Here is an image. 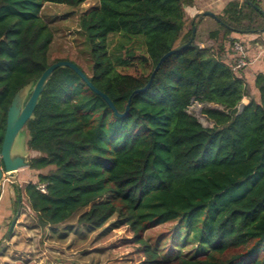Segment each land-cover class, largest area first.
<instances>
[{
    "label": "trees",
    "instance_id": "16d2710c",
    "mask_svg": "<svg viewBox=\"0 0 264 264\" xmlns=\"http://www.w3.org/2000/svg\"><path fill=\"white\" fill-rule=\"evenodd\" d=\"M88 1L0 0V154L13 97L55 63L45 5L79 9ZM96 1L78 18L90 62L89 71L80 69L119 113L131 98L129 112L116 117L71 69L54 72L25 127L27 147L38 154L29 166L37 181L25 188L38 225L65 224L86 210L78 223L92 230L113 219L111 229L128 228L140 264H264V72L254 94L246 68L234 72L236 57L222 58L224 44L216 51L195 39L133 95L166 53L189 42L200 17L188 22L185 7L195 0ZM249 2L231 3L220 17L230 48L232 34L264 28V13ZM114 36L120 41L111 50ZM244 98L249 103L236 115ZM194 103L213 127L189 114ZM168 223L184 232L170 259L145 238ZM188 244L196 246L192 256L184 254Z\"/></svg>",
    "mask_w": 264,
    "mask_h": 264
},
{
    "label": "rangeland",
    "instance_id": "374dc122",
    "mask_svg": "<svg viewBox=\"0 0 264 264\" xmlns=\"http://www.w3.org/2000/svg\"><path fill=\"white\" fill-rule=\"evenodd\" d=\"M97 3L96 0H89L81 8L74 9L68 6H59L55 4L45 5L42 16L46 22L49 23L52 28L55 38L51 46L49 58L51 63L59 61H69L77 65L79 68H85L89 71V57L86 52L87 46L84 44L82 34L78 29L79 15L86 11L91 6ZM112 44L111 50H113L116 44L120 41L118 36L111 37ZM137 50L143 49L144 45L142 41L136 43ZM245 101V99H244ZM203 110V106L194 103L189 108V114L197 118V120L206 128L213 127L208 118L200 113ZM205 120V121H204ZM29 152L28 160L38 156L37 153ZM49 170H43L41 173H47ZM37 172L25 168L19 171L17 177V187L14 190V203L15 211L14 216L21 217L24 213L27 216V223L25 228L27 231H31L30 227L33 225L38 228L37 219L35 215L30 211L25 196V188L30 182L37 181ZM16 182V181H15ZM0 188V193L3 191ZM18 192V195L16 193ZM20 197V199H19ZM21 206H19V203ZM29 211V212H27ZM86 211V210H84ZM84 211L76 213L72 218L65 223V225L51 226L48 228L49 232L54 236L51 240L53 248L46 252L49 258V263L53 264H140L144 259L141 247L134 243L133 236L128 228L111 229L115 220H111L110 223L101 230H92L88 225L78 223V217ZM15 218L12 219L11 223ZM44 232L47 228L42 229ZM40 231V228H38ZM178 223H168L160 226L156 229L150 230L146 233L145 238L150 241L154 246H158L161 249V254L170 259L171 255L177 253V246L181 244L184 232L181 234ZM63 234V235H62ZM43 245V243H42ZM43 247V246H42ZM43 250V248H41ZM196 250V246L188 244L184 248V254L192 256ZM32 253H39L31 251ZM28 253V252H27ZM30 260L31 255L26 257ZM22 264V263H18ZM34 264V263H30Z\"/></svg>",
    "mask_w": 264,
    "mask_h": 264
},
{
    "label": "crops",
    "instance_id": "0c3cea01",
    "mask_svg": "<svg viewBox=\"0 0 264 264\" xmlns=\"http://www.w3.org/2000/svg\"><path fill=\"white\" fill-rule=\"evenodd\" d=\"M252 1L255 3V9L264 13V0ZM244 2L251 4L249 0H195L192 6H186L185 15L188 22L197 20L198 17H200L196 23L198 24L195 38L197 44L201 48H211L216 51H219L220 47L224 44V51L221 53L222 58L225 60H231L234 58L235 54L233 48H230L229 42H224L222 40L223 32L220 28V22L210 17H203L202 14L210 12L221 21L220 17H228L226 11L231 3H239V5H242ZM216 31H221V39L218 41L211 40L210 34ZM230 38L236 40L235 42L242 43L245 47L247 58L250 60V65L242 74L248 83L249 90H253V93L255 94V78L259 73L264 72V28L261 31L232 34ZM244 99L247 105L249 103V98ZM18 176L19 172L13 177L5 176L0 182V188L4 187L3 191L0 193V264H53L51 262L49 263L50 260L46 254L48 250L53 248V242L51 240L54 236L48 230L51 226L48 225L45 227L47 228L46 232L42 230L45 228H42L38 224L37 226L40 228L41 232H39L38 228L34 225L33 227H30L31 231H27L25 228L27 216L24 213L21 214L20 218L18 217L19 215L16 217L14 216L15 193L13 188L16 189L18 186L17 183L19 181L16 180ZM16 193L18 195L17 191ZM19 206H21L20 202ZM13 218H17V221L12 234L8 236L7 234ZM41 248H43V250ZM36 250H39L41 254L39 253L38 255V253L31 252H36ZM29 255H31L32 259L26 260L29 259L26 258L29 257Z\"/></svg>",
    "mask_w": 264,
    "mask_h": 264
},
{
    "label": "water",
    "instance_id": "95a60500",
    "mask_svg": "<svg viewBox=\"0 0 264 264\" xmlns=\"http://www.w3.org/2000/svg\"><path fill=\"white\" fill-rule=\"evenodd\" d=\"M202 16L210 17L218 22H221L219 18H217L214 14L210 12L203 13ZM197 30H198V24H195L189 42L166 53L159 60L157 66L152 72L148 84L144 88L133 92V95L144 92L150 88L155 78V75L159 71L161 65L173 54L178 53L183 49H185L186 47L190 46L195 41ZM66 68H69L72 71H74L93 93L101 97L106 102V104L111 108V110L113 111L116 117L124 118L128 114L131 104V98L128 101L125 112L121 114L115 108L112 100L106 94H104L99 89H97L91 83L87 75L77 65L69 61H59L52 64L44 71V73L37 81L31 82L28 85L24 86L22 89H20L13 97L11 105L8 108L5 135H4L1 154H0V182L5 176L13 177L20 170L29 168L30 166V161L28 160L29 152L27 151L28 148L27 143L29 137L25 127L30 120L34 119L35 117L34 113L36 107L39 104L42 93L46 89L54 72L57 69H66ZM205 106L211 109H217V110L223 109L222 107L217 105L206 104ZM245 106L246 103L243 100L238 106V111L236 115L241 114ZM200 113H202V110H200ZM211 123L213 125V122ZM16 221L17 218H15L11 223L7 234L8 236L12 234Z\"/></svg>",
    "mask_w": 264,
    "mask_h": 264
},
{
    "label": "built area",
    "instance_id": "2783aa9c",
    "mask_svg": "<svg viewBox=\"0 0 264 264\" xmlns=\"http://www.w3.org/2000/svg\"><path fill=\"white\" fill-rule=\"evenodd\" d=\"M233 52L235 54L234 64L232 66V71L238 72L247 68L250 65V60L247 58L245 47L240 42H234ZM45 192L44 188H41Z\"/></svg>",
    "mask_w": 264,
    "mask_h": 264
},
{
    "label": "bare ground",
    "instance_id": "6f19581e",
    "mask_svg": "<svg viewBox=\"0 0 264 264\" xmlns=\"http://www.w3.org/2000/svg\"><path fill=\"white\" fill-rule=\"evenodd\" d=\"M205 121V120H204Z\"/></svg>",
    "mask_w": 264,
    "mask_h": 264
}]
</instances>
